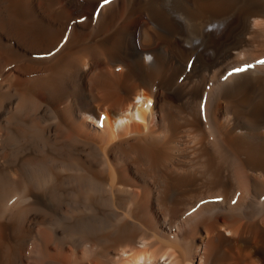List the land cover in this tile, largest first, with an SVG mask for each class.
<instances>
[{"label":"bare ground","instance_id":"obj_1","mask_svg":"<svg viewBox=\"0 0 264 264\" xmlns=\"http://www.w3.org/2000/svg\"><path fill=\"white\" fill-rule=\"evenodd\" d=\"M100 1L0 0V264H264V0Z\"/></svg>","mask_w":264,"mask_h":264},{"label":"snow or ice","instance_id":"obj_2","mask_svg":"<svg viewBox=\"0 0 264 264\" xmlns=\"http://www.w3.org/2000/svg\"><path fill=\"white\" fill-rule=\"evenodd\" d=\"M104 3H108V0H104ZM260 63H264V61H261ZM234 71L236 72H240V71H244V69H241V68H237V69H234ZM229 75H231V73H229ZM226 78V77H225ZM235 202V201H234ZM203 203V202H202Z\"/></svg>","mask_w":264,"mask_h":264}]
</instances>
